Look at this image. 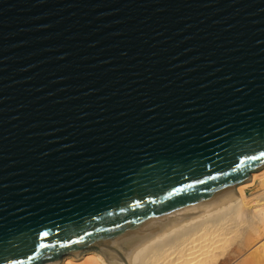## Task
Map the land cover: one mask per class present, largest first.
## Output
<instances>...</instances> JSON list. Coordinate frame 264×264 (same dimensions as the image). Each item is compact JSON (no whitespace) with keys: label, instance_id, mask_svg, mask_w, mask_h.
I'll list each match as a JSON object with an SVG mask.
<instances>
[{"label":"water","instance_id":"95a60500","mask_svg":"<svg viewBox=\"0 0 264 264\" xmlns=\"http://www.w3.org/2000/svg\"><path fill=\"white\" fill-rule=\"evenodd\" d=\"M262 175L264 0H0V264H127Z\"/></svg>","mask_w":264,"mask_h":264},{"label":"bare ground","instance_id":"6f19581e","mask_svg":"<svg viewBox=\"0 0 264 264\" xmlns=\"http://www.w3.org/2000/svg\"><path fill=\"white\" fill-rule=\"evenodd\" d=\"M236 191L239 198L140 243L127 264H264V175ZM60 264L122 263L91 251Z\"/></svg>","mask_w":264,"mask_h":264}]
</instances>
